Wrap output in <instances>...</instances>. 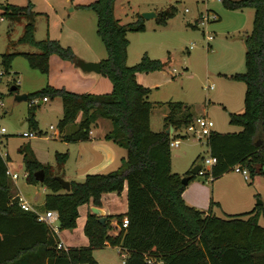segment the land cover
Instances as JSON below:
<instances>
[{
	"label": "trees",
	"instance_id": "16d2710c",
	"mask_svg": "<svg viewBox=\"0 0 264 264\" xmlns=\"http://www.w3.org/2000/svg\"><path fill=\"white\" fill-rule=\"evenodd\" d=\"M222 2L232 10L252 7L255 15L252 31L244 36L247 70L231 76L246 84L245 110L230 113V123L242 130L212 131L208 144L217 162L211 173L215 179L231 171L234 165L242 164L252 174L264 175V0ZM115 5L116 0H95L82 5L97 14V32L108 53L101 61L102 74L111 79L112 91L94 94L46 87L29 93L28 101L38 96H59L63 104V116L58 123L61 133L82 112L77 128L62 136L70 142L87 139L92 123L98 118L110 119L113 128L106 138L126 148L122 165L107 173L88 174L83 181L72 180L71 190L67 191L57 178V175L64 177L67 153H57L56 165H45L30 143L21 145L19 151L24 156L28 182H40L35 172L45 169L42 183L51 191L46 195L45 208L58 212L60 229L75 228L81 205L100 206L103 193H121L127 182L128 211L116 215L120 232L111 235L110 222L101 223L91 212L84 229L89 244L59 248L58 233L39 220L35 211L19 205L14 181L7 172L12 159L9 155L5 157L0 148V264H99L94 250L107 246L126 250L125 264H264V226L259 222L263 206L222 217L188 204L183 197L188 184L172 170L170 145L179 135L151 128L155 103L148 100L150 88L136 77L137 72L164 70L170 60L151 58L145 53L138 63L128 64V33L144 31V17L139 15L138 20L123 23L115 14ZM172 8L159 13L163 24L175 13L176 7ZM4 14L20 18L17 22L26 20L23 33L13 45L29 44L37 48L36 52L22 53L32 67L47 73L52 54L72 61L77 58L71 46H64L57 39H37L36 13L31 5L8 3ZM15 56L16 52L3 54L6 73ZM168 106L166 124L173 125L175 131L189 126L199 115L193 105L183 101L169 102ZM29 122L38 127L34 112ZM124 218H128L126 227Z\"/></svg>",
	"mask_w": 264,
	"mask_h": 264
},
{
	"label": "rangeland",
	"instance_id": "374dc122",
	"mask_svg": "<svg viewBox=\"0 0 264 264\" xmlns=\"http://www.w3.org/2000/svg\"><path fill=\"white\" fill-rule=\"evenodd\" d=\"M39 2L45 6L42 0ZM7 3L28 5L29 1L14 0L13 2V0H8ZM69 6L71 8V5ZM173 6L176 7V11L167 19V25L163 24L158 17L144 18L146 30L130 31L128 35L131 41L128 64L133 65L139 62L145 52L152 58L170 60L163 72L155 74L159 87L154 88L150 95L152 101L160 102L155 104L152 109L154 128L157 126L161 128L166 121L165 114L169 111V101H184L193 105L199 113L198 116L207 115L211 118L215 122V130L220 132L241 131V126L230 123V113L245 110L246 84L243 81L231 79L229 75L247 70L244 36L253 29L254 8L232 10L225 7L222 0H117L116 15L121 18L123 23H128L138 20V16H143L144 12L153 11L159 14L166 10H172ZM208 8L211 12L221 14L222 19L212 21L207 26H193L196 19ZM90 11L94 13L92 10ZM46 12L50 15V26L56 37L60 35L64 25L66 28L72 22L67 17L68 14L71 15L67 10H61L59 15L56 11ZM4 16L5 20L0 21V64L11 40H17L23 32V23L16 22L20 18H14L11 14H4ZM39 22L43 28L38 33L40 38H37L44 39L47 31V15L39 18ZM93 28L96 33L97 22L95 25L93 24ZM64 33H68V31H64ZM209 33L214 35V39L211 41L207 39ZM104 45V53L107 56ZM64 46H68V44ZM17 48L35 50L31 45H19ZM56 55L50 56L47 73L32 67L24 55L17 56L13 61L12 70L3 75V82L0 84L5 102L4 110L0 113V128H6L5 132H0V148L5 157L10 155L12 163L9 165L19 174L17 180L12 179L15 184L14 195L16 196L18 191L23 192L29 197L34 209L36 208L37 211L44 214L46 209L43 202L48 193H46L42 182H28L24 156L19 148L23 144L30 143L35 154L37 152L39 154L49 153V156H52L51 164L54 163L53 165L57 163L58 152H67L62 140L59 139L60 137L53 135L54 130L60 132L58 120L62 117V100L59 96L48 95L49 101L41 104L39 103L43 100L42 96L33 97L30 101H17L15 95L11 93L10 87L17 84L19 92L33 93L46 87L66 89V86L70 85L71 79L77 82L78 78H73L72 73L64 69L63 61L72 60ZM101 75H103V81L109 84V88L111 87L108 91L110 92L113 88L111 79L105 74ZM211 86L214 88L212 89ZM31 103L32 107H30ZM33 112L38 127H33L29 122V117ZM51 124L55 129L50 128ZM26 131H36L37 135L25 136L24 132ZM185 131V128L175 131V135H179L177 138L181 143L177 147H172V157L175 162L172 167L173 172L184 169L185 157L190 155L193 159L189 160V169H192L197 163H202L204 169L209 173L211 166L206 163V159L211 157L208 138L205 136L200 138L197 135L186 137ZM56 150H58L57 153H55ZM192 162L195 163L191 165ZM229 173L239 175L242 181L255 185L256 178L260 175L249 172L250 179L246 180L240 172L231 170ZM211 179L210 173L197 174L193 181L195 180L196 185L200 186L202 191L204 189L208 191L209 198L214 200L215 214L226 217L229 213H241V209H232V206L237 203L232 196L228 199L229 202L222 203L226 202L225 205L217 203L216 197H212L214 193L212 192ZM79 180L83 181L84 179ZM48 192L51 191L48 190ZM258 200L264 201V185L257 191L255 197L258 206L264 208V203L261 204ZM81 215L82 217L80 221L78 220L75 228L60 229L59 226V229L64 231L62 232L65 237L72 238L76 242H80V237L85 236L84 230L80 228L83 213ZM54 224L60 225V221L55 220ZM260 224L264 226L263 218H260ZM65 242L67 246H72L68 241ZM97 255L99 258L101 256L103 259H107L111 264H121L124 260L122 253L116 248L99 249Z\"/></svg>",
	"mask_w": 264,
	"mask_h": 264
},
{
	"label": "crops",
	"instance_id": "0c3cea01",
	"mask_svg": "<svg viewBox=\"0 0 264 264\" xmlns=\"http://www.w3.org/2000/svg\"><path fill=\"white\" fill-rule=\"evenodd\" d=\"M28 1H29L28 5H31V10L36 13V17H35L36 26H37L36 37L40 38V36H38V33L43 28V26H41L42 24L39 22V18L47 15V31H46V37L45 38L50 37L52 39H57L62 43V45L68 44V46H71L73 48L77 58H82V59L89 60V61H100V62L103 59L107 58V56H108L107 49H106L107 56L104 53V47H103L104 42L101 39V37L99 36V34L97 35L98 32L96 31V33H95V29L93 28V24L95 25V22H97V14L92 9H89V8L82 6V5L90 4L91 2H93L95 0H42L44 2L45 6H43L42 3L39 2V0H28ZM13 2H14V0H13ZM9 4H11V3H9ZM11 5L27 6V5H21L19 3H12ZM69 5H71V8ZM61 10L69 11V13L71 15L69 16V14H68L67 17L69 19H71L72 22L69 23V25H67L68 27H66V28H65V25L63 24L64 26L61 30L60 35L58 37H56L53 34V30L51 29V26H50L51 25L50 15L47 14L48 12H46V11H52V12L56 11V13L59 15ZM90 10H92L94 13H92ZM115 14H116V5H115ZM158 16H159V14H158ZM69 19H67V20H69ZM198 19H196V23L193 24V26H195V25L198 26ZM221 19H222V16L220 14V18L218 20H221ZM62 20L64 21V18ZM20 23H23V30H24V25L26 23V20H23ZM63 23H65V22H63ZM165 25H167V24H165ZM145 30H146V26H145ZM64 31H66V32L68 31V33H64ZM128 35H129V33H128ZM15 41H16V39H12L11 40L12 44L10 43L9 47L7 48V51L16 52V56L13 58V60L11 62L10 70H12L13 61L17 56L23 55L22 54L23 52H36L37 51V48L34 46H32L35 48L34 51L23 50L21 48H17V46H19V45H29V44L13 45V42H15ZM130 45H131V41H130L129 47H128V57H129V53H130ZM145 53H147V52H145ZM51 56H57V55L52 54ZM141 58H140V60H141ZM63 62H64V69L71 72L72 75L74 76L73 78H78L77 82L71 79V83L69 86H66L67 87L66 89L69 88L70 91L79 92V93L87 92V93H94V94L108 93L109 89H111V87L109 88V84L106 83V81H103V75H101L102 72L101 73L86 72V71H83L76 64L75 61L64 60ZM164 70H155V71H149V72H137V74H136L138 82L143 84L144 86L150 88L148 100H150L151 102H154L155 104L160 103L158 101H152L150 99V95H151L152 90L154 88L159 87L158 86L159 83L156 82L157 76L155 74H157L159 72H163ZM232 75H235V74H231V75H229V77L231 78ZM211 88L213 89L214 86H211ZM48 101H49V99L46 101L41 100V102L39 104L44 103V102H48ZM169 102H173V101H169ZM239 111H241V110H239ZM241 112H243V111H241ZM168 113H169V111H168ZM167 114H165V116H167ZM62 116H63V104H62ZM61 118H59L58 123H59ZM82 118H83V113L80 112L79 115L77 116L76 121L73 123V125H70V124L67 125L65 127V130L63 133H61V131L59 132L58 130L53 131V135L60 137L59 139L62 140V142L65 146V149H67L66 153H68V158L66 160V163H65V166L63 169V175L66 179H68L70 181H72V180L78 181L79 179H85L88 174L107 173V172L116 170L122 165L123 158H125L127 156L126 148L120 146L115 141L106 138V135L113 128V123L110 119L104 118V117H100L97 119V121L92 123L91 129L89 132V137L87 139L78 140V141H74V142L66 141L64 139V137H62V136L66 133H70V132L74 131L77 128L78 123L82 120ZM51 125H53V124H51ZM51 125H50V128H51ZM168 127L169 126H167L166 121H165L163 123V125L161 126V128H158V126L156 128H154V126H153V113L151 111V128L153 130L165 131ZM58 128H59V126H58ZM51 129H55V128L53 127ZM59 130H60V128H59ZM59 133H61V134L59 135ZM173 134H175V129H174ZM57 152H58V150H56L55 153H57ZM36 155L38 156L39 160L43 164H45V165H53L54 164V163L51 164V157L52 156L51 155L49 156V153L43 152V153L39 154L37 152ZM192 159H193L192 156L187 155L185 157L184 169H180V170H177L175 172L181 174L182 176H185L186 172L188 170H190L188 168V167H190V166H188L189 160H192ZM9 163H12V161ZM9 163H8V166L12 170L15 171V169H13L9 165ZM174 163H175L174 158L172 157V167H173ZM194 163L195 162H192L191 165H193ZM211 182H212V190H213L212 192L214 193V195L212 197H214V198L216 197L215 199H217V203L219 205H225L226 202H229L228 199L230 198V196H232L237 201V203L232 206V209H234V210L241 209V211H242L241 213H244V212H248V211L255 209L259 205V204H257V202H255V197L257 195V191L260 190V188H262V186L264 185V175H261V176L259 175L256 178V185L255 184H248V183L242 181V179L239 175H232L229 172H226V173L222 174L220 177L211 180ZM43 187L46 189V191H47L46 193H49L48 192L49 189L44 184H43ZM19 192L28 200L31 207H33L32 206L33 204L30 202V199H28L29 197L26 194H24L23 192L18 191V193ZM209 195L210 194L208 193V191L206 189H204V191H202L200 189V186L196 185L195 180L194 181L191 180L183 192V197L185 198V200L188 204L196 206L197 208H199L205 212L212 211V213L215 214V212H214V206L215 205L214 206L211 205V202L214 200L212 198H209ZM224 201H226V202L224 204H222ZM263 203H264V201H263ZM43 205L45 207V200L43 202ZM92 206H94L93 203H87V204H83L79 207V213H80V215L78 217L79 221H80V218L82 217L81 214L83 213V220H81V227H80L82 230L85 229V224L87 221L88 214L92 212ZM100 207H102L106 211V217H107L106 221H109L110 224L112 225V228L110 229L109 233L111 235H117L120 232V227L118 225V219L116 218V215L120 214V213L127 212L128 207H129L128 206V185H127V182L125 183L124 189L121 193H118V192H105V193H103L102 197H101ZM222 207L225 209L224 206H222ZM229 214H236V213H229ZM260 218L264 219V211H263V214L260 216ZM55 220H58V219H55ZM55 220L52 221L53 225L57 227L56 231L60 237V241L66 247H77L78 245L79 246H85V245L89 244V238L87 237L86 234H85V236L80 237V242H76V240H73L72 238L65 237L63 235L64 231L59 229V225L54 224ZM259 222H260V219H259ZM84 233H85V230H84ZM65 241H68L69 245H72V246H67L65 244L66 243ZM108 248H116L121 253H125L126 257L128 256V252L126 250L121 251V249L119 247L107 246V247L102 248V249H108ZM97 251H99V249L94 250V256L98 260L99 264H111L110 262H108L107 259L105 260L101 256L99 258V256L97 255ZM121 264H125V259L121 262Z\"/></svg>",
	"mask_w": 264,
	"mask_h": 264
},
{
	"label": "built area",
	"instance_id": "2783aa9c",
	"mask_svg": "<svg viewBox=\"0 0 264 264\" xmlns=\"http://www.w3.org/2000/svg\"><path fill=\"white\" fill-rule=\"evenodd\" d=\"M7 1L8 0H0V21H4L5 20V16H4V9L3 6L7 5ZM188 10V9H187ZM219 19V14L216 12H211L209 11V9H207L206 12H203L201 14V16L198 19V25H202V26H207L210 22L212 21H216ZM207 39L209 41L214 39V35L209 33L207 34ZM6 74V70L3 64V61L0 64V84L3 82V75ZM48 97H44L43 100L46 101L48 100ZM4 106H5V102H4V97L2 96V91L0 90V113L4 110ZM54 126L51 125V128H53ZM215 128V122L209 118L207 115H200L198 116L189 126L185 127V135L186 137H189L191 135H197L200 138L205 136V137H209L212 133V131ZM6 131L5 127H1L0 128V132L3 133ZM25 136H36L37 132L36 131H26L24 132ZM1 143V141H0ZM180 139L179 138H175L174 140L171 141L170 145L171 148L172 147H177L180 145ZM217 162V158L215 156H212L210 158L206 159V163H208L211 167ZM232 170L236 171V172H240L243 174V176L245 177V179L249 180L250 179V175H249V170L244 167L242 164H236L232 167ZM8 174L9 176L15 181L19 178V174L18 172L12 170L10 167H8ZM211 177L213 180V175L211 173V169L210 172ZM205 169L204 166L199 170L198 174L199 175H206L209 174ZM207 179H209L207 177ZM16 197L18 198V203L19 205L25 209V210H32L35 211L38 214V218L41 221H44L46 223H48L55 231H56V226L53 225V220L58 219L59 220V215L58 212L55 210H46V213H41L38 212L36 209H34L33 207H31V205L29 204L28 200L19 192L17 193ZM128 225V218H124L123 220V226L126 227ZM57 232V231H56ZM59 248H65L67 249V247L62 243L59 242L58 244ZM123 258L126 259V254L122 253Z\"/></svg>",
	"mask_w": 264,
	"mask_h": 264
},
{
	"label": "water",
	"instance_id": "95a60500",
	"mask_svg": "<svg viewBox=\"0 0 264 264\" xmlns=\"http://www.w3.org/2000/svg\"><path fill=\"white\" fill-rule=\"evenodd\" d=\"M4 8H6L4 6ZM158 14L153 12V11H147L143 13V17L150 19L153 17H157ZM76 64L83 70L86 72H97V73H101L102 72V65L100 61H89V60H85L82 58H76L75 59ZM10 90L13 91V94L15 95V99L17 101H27L28 100V93H21L19 92V87L16 85H13L10 87ZM168 134H173L174 132V126L170 125L166 130H165ZM260 141H258L259 144ZM203 167L202 163H197L196 165H194L192 167V169H190V174H186L185 176L182 177V182L184 184H188L189 181L192 179L193 175H197L199 172V169H201ZM35 177L38 181L40 182H44L45 178H46V172L45 169H40L38 171L35 172ZM57 178L60 180L63 189L70 191L71 190V181L66 179L65 177L61 176V175H57ZM259 203H263L262 200H258ZM92 212L94 214H96L99 218V221L103 224L106 223L107 217H106V211L100 207V206H92Z\"/></svg>",
	"mask_w": 264,
	"mask_h": 264
},
{
	"label": "bare ground",
	"instance_id": "6f19581e",
	"mask_svg": "<svg viewBox=\"0 0 264 264\" xmlns=\"http://www.w3.org/2000/svg\"><path fill=\"white\" fill-rule=\"evenodd\" d=\"M200 170V169H199Z\"/></svg>",
	"mask_w": 264,
	"mask_h": 264
}]
</instances>
